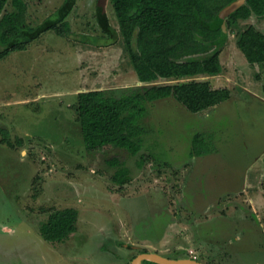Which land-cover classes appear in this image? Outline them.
<instances>
[{
	"label": "rangeland",
	"instance_id": "obj_1",
	"mask_svg": "<svg viewBox=\"0 0 264 264\" xmlns=\"http://www.w3.org/2000/svg\"><path fill=\"white\" fill-rule=\"evenodd\" d=\"M24 1L27 24L36 26L70 0ZM96 2L70 3L73 35L102 33ZM13 9L10 0L5 11ZM107 15L119 30L110 1ZM249 25L264 32V17L232 23L222 72L197 77L226 79L230 100L200 114L173 97L147 104L148 133L127 162L131 180L121 190L113 182L116 168L88 162L68 108L76 95L67 91L79 83L82 91L101 87L116 96L143 88L123 37L98 47L51 30L0 60V264H132L144 251L205 264H264L262 234L249 213L257 204L256 215L264 216V64H250L237 46ZM80 45L92 46L83 70ZM197 132L213 134L211 153L190 154ZM64 208L77 209V230L64 241L45 240L49 213Z\"/></svg>",
	"mask_w": 264,
	"mask_h": 264
},
{
	"label": "trees",
	"instance_id": "obj_2",
	"mask_svg": "<svg viewBox=\"0 0 264 264\" xmlns=\"http://www.w3.org/2000/svg\"><path fill=\"white\" fill-rule=\"evenodd\" d=\"M9 1L0 0V60L13 51L26 49L51 30L98 47L116 45L123 37L138 80L146 85L121 96L107 94L104 89L80 91L72 106L88 162L116 168L113 182L120 190L131 180L127 162L141 152L148 133L142 125L148 103L173 97L189 112L200 114L231 99L226 79L197 77L222 72L220 53L228 38H223V27L215 21L220 11L236 0H109L120 29L98 17L102 33L88 37L73 35L67 20L74 0L36 26L27 24L24 0H12L14 9L6 12ZM243 1L225 19L227 28L252 15L264 17V0ZM237 46L250 64H264V32L256 26L249 25L238 34ZM161 79L172 81L156 82ZM17 138L18 144L24 143L23 137ZM214 139L213 134L195 133L190 154L211 153ZM98 154L104 159L99 160ZM144 158L139 160L140 166ZM78 217L75 208L51 210L41 227L43 238L50 242L66 240L77 230Z\"/></svg>",
	"mask_w": 264,
	"mask_h": 264
},
{
	"label": "water",
	"instance_id": "obj_3",
	"mask_svg": "<svg viewBox=\"0 0 264 264\" xmlns=\"http://www.w3.org/2000/svg\"><path fill=\"white\" fill-rule=\"evenodd\" d=\"M109 0H99L98 1V17L102 22H109L107 15V4ZM244 3L243 0H236L235 2L224 7L217 19L215 21V25H220L223 27V38L227 39L229 34L227 31V26L225 23V19L238 7H240ZM213 25V24H212ZM144 261H151L157 264H204L203 262L193 258V257H181V258H171L159 254L157 252L145 251L138 254L133 260L132 264H143Z\"/></svg>",
	"mask_w": 264,
	"mask_h": 264
},
{
	"label": "crops",
	"instance_id": "obj_4",
	"mask_svg": "<svg viewBox=\"0 0 264 264\" xmlns=\"http://www.w3.org/2000/svg\"><path fill=\"white\" fill-rule=\"evenodd\" d=\"M68 40H71V39H68ZM73 42V41H72ZM33 44V43H32ZM32 44H30V46H32ZM76 44V43H75ZM75 44H73V45H75ZM91 48H92V46H87L86 45V47H81V45L78 47V49H77V55H78V57L80 58V61H79V63H80V67L79 68H81L82 70L84 69V62H85V60H90V56H92V54L90 53V51H91ZM84 58V59H83ZM81 61H82V63H81ZM82 80H83V76H82ZM100 82V81H99ZM99 82H95V84L94 85H98V83ZM82 83H79V84H77V86L74 88V89H70V90H68L67 92H69V93H71V92H73V94L72 95H77L80 91H82V88H83V86L81 85ZM29 86H31V84L29 85ZM85 86V85H84ZM86 87H89V85H87L86 84ZM98 87V86H97ZM30 88V87H29ZM99 89H101V87L99 88ZM66 93V92H65ZM54 94H61L60 92H56V93H54ZM76 97V96H75ZM24 102H27L28 100L26 99V100H23ZM75 102H76V99L74 98L73 100H70V102H69V105H68V108H70V109H72V111L74 110L73 108H72V106H73V104H75ZM238 190H241V186H239V188H238ZM219 197V196H218ZM251 201H253V202H255L253 199H251ZM252 203V202H251ZM228 205V204H227ZM257 204H255V207L256 208H253V209H251V211L249 212L250 214H251V221L254 223V228H256L258 231H260V233L262 234L261 235V237H262V242L263 243H261L260 244V246L261 247H263V249H264V226H263V220H262V218L264 217V216H262L261 217V219H260V215L259 214H257L256 215V213L255 212H258V210H257ZM227 208H230V206L228 205L227 206ZM221 210V209H220ZM240 213H241V211L239 210V213H236V214H239L240 215ZM217 216H223V215H225V212L224 211H220V212H218V214H216ZM258 216V217H257ZM261 222V223H260ZM261 224V225H260ZM259 226H261V228L259 227ZM251 227H253V226H251ZM243 234H242V236L243 235H246L247 236V234H246V231L244 230V231H241ZM241 232H240V234H241ZM239 233H237V236L234 238V240L235 241H237L238 239H239V235H238ZM241 236V237H242ZM198 260V259H197ZM200 261V260H199ZM202 262V261H201ZM205 264V263H204Z\"/></svg>",
	"mask_w": 264,
	"mask_h": 264
},
{
	"label": "flooded vegetation",
	"instance_id": "obj_5",
	"mask_svg": "<svg viewBox=\"0 0 264 264\" xmlns=\"http://www.w3.org/2000/svg\"><path fill=\"white\" fill-rule=\"evenodd\" d=\"M74 1H75V0H74ZM98 1H99V0H97V2H96V3H97V4H96V14L98 13ZM68 7H69V6H68ZM97 18H98V14H97Z\"/></svg>",
	"mask_w": 264,
	"mask_h": 264
},
{
	"label": "built area",
	"instance_id": "obj_6",
	"mask_svg": "<svg viewBox=\"0 0 264 264\" xmlns=\"http://www.w3.org/2000/svg\"><path fill=\"white\" fill-rule=\"evenodd\" d=\"M193 258H195V259H197V257L196 256H192Z\"/></svg>",
	"mask_w": 264,
	"mask_h": 264
}]
</instances>
